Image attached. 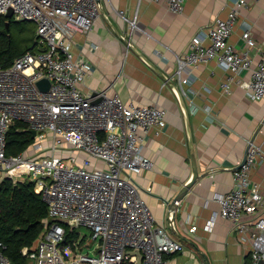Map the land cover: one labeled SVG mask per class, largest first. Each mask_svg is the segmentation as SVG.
<instances>
[{
	"label": "built area",
	"instance_id": "1",
	"mask_svg": "<svg viewBox=\"0 0 264 264\" xmlns=\"http://www.w3.org/2000/svg\"><path fill=\"white\" fill-rule=\"evenodd\" d=\"M165 1L175 13H182L187 2ZM246 5L239 0L226 20L215 22L206 39L194 37L187 52L177 57V69L169 79L177 82L183 97L191 82L187 73L217 61L231 74L223 84L226 92L235 76L250 72L251 79L242 87L251 100L264 98V52L260 49L261 60L254 65L251 53L258 46L249 31L242 36L247 45L244 51L229 42L239 8ZM10 10L15 20L36 24L41 50L20 56L10 68H0V184L3 180L14 185L32 182L48 205L49 221L27 254L30 262L135 264L137 257L131 252L139 250L142 264H166L168 256L183 253L185 245L156 224L136 183L124 177L126 172L140 174L153 168L154 162L143 153L144 141L151 130L166 126V111L156 105H126L106 91L88 95L81 91L92 65L74 58L72 37L92 32L101 16L97 0H0V18ZM128 22L132 34L137 32V19ZM43 79L50 82L48 91L38 87ZM16 122L36 132V153L8 155V134ZM48 136L52 156H43ZM66 144L85 154L81 164L73 155L56 157ZM263 158L262 147L251 144L245 163L234 173L232 190L215 193L219 210L212 212L205 225L211 232L219 218L232 222L240 242L251 248L252 264L264 261V215L260 212L264 197L261 187L250 179L253 167ZM92 159L104 167L92 168ZM173 217L169 212L170 221ZM62 221L89 229L92 239L101 241L98 254L74 256L69 247H62L66 239ZM197 229L194 225L189 232ZM3 249L0 244V264H12Z\"/></svg>",
	"mask_w": 264,
	"mask_h": 264
},
{
	"label": "crops",
	"instance_id": "2",
	"mask_svg": "<svg viewBox=\"0 0 264 264\" xmlns=\"http://www.w3.org/2000/svg\"><path fill=\"white\" fill-rule=\"evenodd\" d=\"M238 1L187 0L183 12L175 13L165 0H100L103 12L92 32L72 37L74 58L92 65L80 86L84 94L106 91L126 105H156L166 111V126L151 130L144 141L143 153L154 162L153 168L124 174L138 186L156 224L185 245V251L168 256L166 264H252L251 248L240 242L232 222L219 218L211 232L205 225L212 212L219 210L215 193L232 190L234 173L250 145L264 152V98L251 100L242 87L251 79L250 72L235 76L226 92L223 84L231 74L217 61L187 73L191 82L183 102L166 82L190 41L206 39L215 22L226 20ZM245 1L229 42L244 51L247 45L242 36L249 31L258 46L251 53L256 65L260 49L264 52V0ZM134 18L138 29L132 34L128 20ZM123 38H132L134 50L128 49ZM61 150L62 157L73 155L80 164L86 157L68 144ZM92 162V168L104 167L103 162ZM196 168L199 179L176 208L172 203L193 180ZM250 179L261 187L264 197V158L255 164ZM260 212L264 215V207ZM194 225L198 229L190 233Z\"/></svg>",
	"mask_w": 264,
	"mask_h": 264
},
{
	"label": "trees",
	"instance_id": "3",
	"mask_svg": "<svg viewBox=\"0 0 264 264\" xmlns=\"http://www.w3.org/2000/svg\"><path fill=\"white\" fill-rule=\"evenodd\" d=\"M30 21H16L6 15L0 18V68H10L27 52L38 53L36 27ZM24 130L23 133L20 131ZM33 136L22 122H16L8 134V155L29 151ZM48 205L35 192V184L14 185L10 180L0 184V244L12 264H30L27 254L35 248L48 219ZM66 239L62 247L72 243L71 232H81L64 225ZM74 253V252H73Z\"/></svg>",
	"mask_w": 264,
	"mask_h": 264
},
{
	"label": "water",
	"instance_id": "4",
	"mask_svg": "<svg viewBox=\"0 0 264 264\" xmlns=\"http://www.w3.org/2000/svg\"><path fill=\"white\" fill-rule=\"evenodd\" d=\"M97 3H98V6H99V9L101 11V13L103 12V7L101 5V2L100 0H97ZM7 17H10L12 18L13 17V10H10L8 12V14L6 15ZM127 47L130 49V50H134V46L133 44L129 41V39L127 38H123ZM168 84H171V86L173 87V91L174 93L176 94V97L180 100V101H184V97L181 95V92H180V89L177 85H175L169 78L167 79ZM38 87L42 90V91H48L49 88H50V82L47 80V79H43V80H40L38 82ZM21 133L24 132V130H21L20 131ZM33 138L36 136V132L32 131L31 132ZM247 158V157H246ZM246 158L244 159L243 163L241 165H243L246 161ZM240 165V167H241ZM199 179V174H198V170L196 168L195 170V174H194V178L193 180H191V182H189L183 189L182 191H180V193L176 196V198L174 199L172 205L175 206L176 205V208L178 207V204L184 199V197L186 196V194L189 192V190L196 184V182L198 181ZM63 224L69 226L72 230L74 228L77 227V224L76 222H72V221H62ZM127 253H130V252H127ZM132 255H136L137 257V262L135 264H142V261H143V255L142 253L139 251V250H135L133 252H131ZM260 264H264V261H261Z\"/></svg>",
	"mask_w": 264,
	"mask_h": 264
},
{
	"label": "rangeland",
	"instance_id": "5",
	"mask_svg": "<svg viewBox=\"0 0 264 264\" xmlns=\"http://www.w3.org/2000/svg\"><path fill=\"white\" fill-rule=\"evenodd\" d=\"M16 21H18V20H16ZM32 23H33V25H35L34 27H36V30H37L36 24L34 22H32ZM43 145H44V148L48 147V149H47V151L42 152L41 155H43V156H52V152H51V149H50L51 146H52V139H51L50 136H48L47 141H45L43 143ZM44 150H46V149H44ZM29 151L36 153L35 147H34V143L32 144V146L29 149ZM62 152L63 151L60 149L57 152L56 157L58 158V157L65 156V155H63L64 153H62ZM77 228L81 232H71L72 243H69V245L67 247H69L74 252V256L79 255V254L97 255L98 254V249H99V247L101 245V241H94L92 239V233H91V231L89 229L84 228L82 226H78Z\"/></svg>",
	"mask_w": 264,
	"mask_h": 264
}]
</instances>
